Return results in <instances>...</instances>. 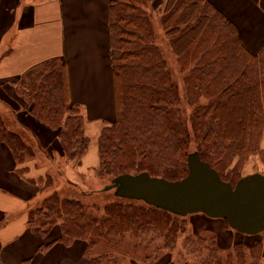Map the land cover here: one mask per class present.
Returning <instances> with one entry per match:
<instances>
[{"label":"trees","instance_id":"16d2710c","mask_svg":"<svg viewBox=\"0 0 264 264\" xmlns=\"http://www.w3.org/2000/svg\"><path fill=\"white\" fill-rule=\"evenodd\" d=\"M154 14L160 18L169 49L182 72L187 73L186 95L197 107L193 126L204 147H199L198 152L223 180L233 183L234 177L226 175L225 169L234 161L235 168H240L243 157L258 150V140L263 135L264 49L252 53L243 44L235 22L210 0H111L108 29L116 118L107 123L99 136L98 171H104L100 176L112 174L115 178L148 172L179 180L188 174L190 141L177 110L179 85L157 42ZM26 77L21 85L30 100L27 115L55 132L67 154L82 159L92 141L85 132L80 107L70 100L66 61L51 59ZM242 94L246 95L239 96ZM202 98L207 100L204 105H200ZM14 126L11 116L0 115V141L20 164L36 161L35 157L43 151L36 135L26 127L22 129L25 134ZM42 153L47 155L46 151ZM25 170L20 168L19 172ZM48 174L53 173L45 175ZM49 179L46 176L42 180L41 192L52 190ZM99 192L104 191L81 190L61 198L53 191L30 210L29 225L43 235L56 225L62 231L58 240L43 244L39 250L45 251L57 242L71 245L76 240L86 241L90 250L100 241L116 242L111 234L127 230L138 237L144 233L163 235V248L174 246V232L181 222L171 220V213L144 202L143 207H134L139 201L120 199L122 202L104 207L105 217L92 218L91 210L98 208L90 210L80 196ZM154 238L150 244L156 241ZM263 251L260 244L255 245L250 264H262ZM105 255L89 257V264H104ZM235 255L236 262L231 258L224 260L214 245L201 264H245L243 249H236ZM149 256L146 261L152 264L159 253Z\"/></svg>","mask_w":264,"mask_h":264},{"label":"crops","instance_id":"0c3cea01","mask_svg":"<svg viewBox=\"0 0 264 264\" xmlns=\"http://www.w3.org/2000/svg\"><path fill=\"white\" fill-rule=\"evenodd\" d=\"M210 1L235 22L243 44L252 53L264 49V0ZM110 2L0 0V115L11 116L14 129L26 127L34 133L43 151L56 142L50 133L56 134L38 120H31L27 108L17 103L22 101L17 89L27 73L51 59L67 63L70 100L84 115L87 136L95 140L101 127L116 118L108 29ZM42 152L47 165L51 157H47L48 151L46 156ZM35 162L20 164L0 141V264H89V249L83 240L71 245L57 242L39 250L61 236L53 232L54 228L43 235L28 223L30 210L43 199L42 178L50 172L42 161L39 166ZM97 162L98 150L90 146L83 167H95ZM20 168L26 170L20 173ZM69 170L62 169V176L81 184L74 178L77 173L70 175Z\"/></svg>","mask_w":264,"mask_h":264},{"label":"rangeland","instance_id":"374dc122","mask_svg":"<svg viewBox=\"0 0 264 264\" xmlns=\"http://www.w3.org/2000/svg\"><path fill=\"white\" fill-rule=\"evenodd\" d=\"M156 10L158 11V7H156ZM153 23L157 34V42L161 47H163L169 68L174 74L173 79L179 85L180 102L177 106V110L179 111L180 119L188 129L190 141L188 145V151L190 154L199 151V147L202 146L201 139L197 135L198 130L195 128V126H193L195 109L197 107L195 104L190 102V99L188 98L189 96L186 95L187 86L184 82V79L187 76V73L182 72L177 58L169 49L168 40L167 38H164L165 36L158 14H154ZM17 93L18 95L22 96V101L17 100V103L19 105H23L27 108V110H29L30 100L24 95L25 90L22 89L21 84L18 86ZM244 95L246 94L239 96ZM206 103L207 100L205 98L200 100V105H204ZM82 116L84 117L83 113ZM27 122L31 121L27 120ZM106 125L108 124L106 123L103 125V127H101V129L98 131L95 140L90 138L92 141L91 147L93 150L99 149V136ZM50 135V137H54L56 141L54 143H49V149H47L48 153L50 154L49 157H51L50 162L46 165L44 163L46 162L45 159H42L40 154L37 155L38 157H35L37 162H35L36 166H39L40 161H42V163H44L45 166L49 168V171L51 173L53 172V174L44 175L42 178V180H44L46 176L50 177V187L52 189H48L43 192V199L49 197L53 191H57L61 198H66L67 196L71 197L74 193L81 190L87 193L92 190L103 191L105 186L111 184L112 180L114 179L112 178L113 175L110 174L100 176V173H104V171H98L99 164L101 162L99 150V162H97V165H95V167H89L86 169L83 167V157L82 159L80 158L81 160L72 158L71 155L69 153L67 154L62 148L61 139L59 136L56 134L55 137L53 133H50ZM261 135V139L259 138L260 140H258V150H253L244 156L243 158L245 160L242 162V166L240 168H235L237 162L234 161L233 166H229V168L225 169L226 175L229 177H234L235 181L233 183L231 182L234 186L242 177L249 174L256 172L264 174V130L262 131ZM67 167L70 168L68 172L70 175L77 173V176L74 178L79 180L81 184L73 181L71 177H67L66 175L62 176V169ZM55 169L56 171H54ZM133 174L136 173L134 172ZM43 182L44 181L41 182V185ZM56 187L58 189H55ZM80 198H82L83 202L88 206L87 208H94V206L98 208L97 211L90 209L92 214V216H90L92 218L96 217L99 219L105 217V214L107 213V210H105L104 207L113 203L122 202L120 199H125L115 196L114 190L104 191L103 193H93L84 197L80 196ZM141 202L143 201H139L134 207H143V203ZM132 204L133 203H131V205ZM174 215L175 214L173 213L170 214L171 220H176L179 223L181 222V226L174 232L176 234V238L172 248H163L165 247L163 246V243L165 242L163 235L154 236L152 233H144L138 237L132 230H127L120 234L114 231L115 233H112L111 235L112 238H116V242L100 241L94 248L89 250V257H96L106 254L104 264H151L149 261H146L147 255L152 256L153 253H159V257L152 264H201V261L208 257V255L211 253V248L215 245V247L221 251L224 260L231 258L234 262L237 261L235 250L243 249L246 257L245 264H250V254L252 252V248L259 244L262 248H264V232L257 235L242 234L233 230L228 225L226 220L210 218L203 213H195L188 216ZM53 228V232L56 233V231H58L61 236L62 231L60 226L56 225ZM152 235L155 237L154 240L156 241L150 244L149 241L153 240ZM262 264H264L263 258Z\"/></svg>","mask_w":264,"mask_h":264},{"label":"water","instance_id":"95a60500","mask_svg":"<svg viewBox=\"0 0 264 264\" xmlns=\"http://www.w3.org/2000/svg\"><path fill=\"white\" fill-rule=\"evenodd\" d=\"M110 190L119 198L143 201L178 216L203 213L224 219L242 234L264 232V174H249L234 186L223 180L198 151L188 155V174L183 179L126 173L103 189Z\"/></svg>","mask_w":264,"mask_h":264}]
</instances>
